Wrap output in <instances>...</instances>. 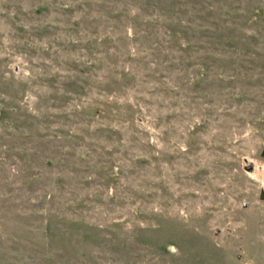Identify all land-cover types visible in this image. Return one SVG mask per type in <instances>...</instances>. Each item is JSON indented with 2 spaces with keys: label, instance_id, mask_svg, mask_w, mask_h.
<instances>
[{
  "label": "rangeland",
  "instance_id": "1",
  "mask_svg": "<svg viewBox=\"0 0 264 264\" xmlns=\"http://www.w3.org/2000/svg\"><path fill=\"white\" fill-rule=\"evenodd\" d=\"M0 264H264V0H0Z\"/></svg>",
  "mask_w": 264,
  "mask_h": 264
}]
</instances>
